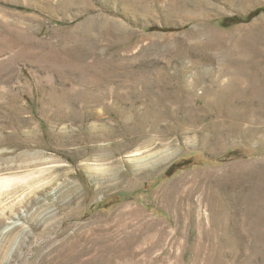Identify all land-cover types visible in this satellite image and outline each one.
<instances>
[{"label": "rangeland", "instance_id": "1", "mask_svg": "<svg viewBox=\"0 0 264 264\" xmlns=\"http://www.w3.org/2000/svg\"><path fill=\"white\" fill-rule=\"evenodd\" d=\"M0 264H264V0H0Z\"/></svg>", "mask_w": 264, "mask_h": 264}, {"label": "bare ground", "instance_id": "2", "mask_svg": "<svg viewBox=\"0 0 264 264\" xmlns=\"http://www.w3.org/2000/svg\"><path fill=\"white\" fill-rule=\"evenodd\" d=\"M145 167V166H144ZM139 168V167H138ZM109 170H112L113 171V177L118 178L122 173L117 169L115 168L114 166H111V168ZM102 174V173H101ZM107 175V174H106ZM106 179V178H105ZM111 180V179H110ZM109 180V181H110ZM107 183V182H106Z\"/></svg>", "mask_w": 264, "mask_h": 264}, {"label": "trees", "instance_id": "3", "mask_svg": "<svg viewBox=\"0 0 264 264\" xmlns=\"http://www.w3.org/2000/svg\"><path fill=\"white\" fill-rule=\"evenodd\" d=\"M227 21H230L231 22L230 24H234L240 22L241 20L239 18H232V19H228Z\"/></svg>", "mask_w": 264, "mask_h": 264}]
</instances>
